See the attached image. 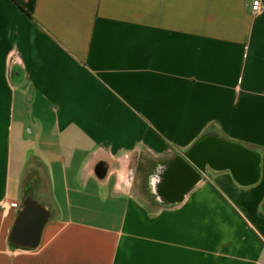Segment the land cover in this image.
Here are the masks:
<instances>
[{
	"label": "crops",
	"instance_id": "1",
	"mask_svg": "<svg viewBox=\"0 0 264 264\" xmlns=\"http://www.w3.org/2000/svg\"><path fill=\"white\" fill-rule=\"evenodd\" d=\"M252 1L37 0L30 19L0 0V264H264ZM205 135L248 149L255 174L198 167ZM180 161L196 180L172 201ZM28 198L49 212L32 250L10 241Z\"/></svg>",
	"mask_w": 264,
	"mask_h": 264
},
{
	"label": "water",
	"instance_id": "2",
	"mask_svg": "<svg viewBox=\"0 0 264 264\" xmlns=\"http://www.w3.org/2000/svg\"><path fill=\"white\" fill-rule=\"evenodd\" d=\"M191 158L199 167L207 164L214 168L231 167L242 181L249 180L256 170L255 156L238 146L215 139L200 143ZM195 180V173L180 161L166 173L161 193L172 201H180ZM48 219L49 212L45 207L28 198L15 221L10 241L23 249H36Z\"/></svg>",
	"mask_w": 264,
	"mask_h": 264
},
{
	"label": "trees",
	"instance_id": "3",
	"mask_svg": "<svg viewBox=\"0 0 264 264\" xmlns=\"http://www.w3.org/2000/svg\"><path fill=\"white\" fill-rule=\"evenodd\" d=\"M13 5H15L17 8L21 9L25 14L26 16H28L30 19L33 18V11H34V8H35V5H36V2L37 0H29L27 3L23 2L22 0H9ZM210 139V137H207V135L203 136L202 138H200L190 149H189V152L187 153L188 154V157L192 160L191 158V155H192V152L194 151V149L200 144L202 143L203 141L205 140H208ZM225 142V141H224ZM230 144H233V145H236L246 151H249L248 149H246L245 147H243L242 145L240 144H237V143H230ZM194 162V161H193ZM195 163V162H194ZM196 164V163H195ZM198 166V165H197ZM199 167V166H198ZM200 168H203V167H200Z\"/></svg>",
	"mask_w": 264,
	"mask_h": 264
},
{
	"label": "built area",
	"instance_id": "4",
	"mask_svg": "<svg viewBox=\"0 0 264 264\" xmlns=\"http://www.w3.org/2000/svg\"><path fill=\"white\" fill-rule=\"evenodd\" d=\"M252 11L254 13H258L261 11L262 8V4H261V0H253L252 1V5H251ZM15 207H18L17 204H14Z\"/></svg>",
	"mask_w": 264,
	"mask_h": 264
},
{
	"label": "rangeland",
	"instance_id": "5",
	"mask_svg": "<svg viewBox=\"0 0 264 264\" xmlns=\"http://www.w3.org/2000/svg\"><path fill=\"white\" fill-rule=\"evenodd\" d=\"M26 187H28V185H26ZM26 191V190H25Z\"/></svg>",
	"mask_w": 264,
	"mask_h": 264
}]
</instances>
